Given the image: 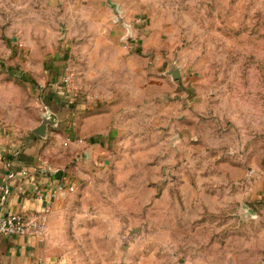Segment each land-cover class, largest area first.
I'll use <instances>...</instances> for the list:
<instances>
[{"label": "rangeland", "instance_id": "rangeland-1", "mask_svg": "<svg viewBox=\"0 0 264 264\" xmlns=\"http://www.w3.org/2000/svg\"><path fill=\"white\" fill-rule=\"evenodd\" d=\"M88 5L0 0V134H35L54 62L128 110L72 194L56 261L264 264V0Z\"/></svg>", "mask_w": 264, "mask_h": 264}, {"label": "crops", "instance_id": "crops-1", "mask_svg": "<svg viewBox=\"0 0 264 264\" xmlns=\"http://www.w3.org/2000/svg\"><path fill=\"white\" fill-rule=\"evenodd\" d=\"M104 1L87 0L91 7H99ZM128 12L125 9L123 15L127 25L133 23ZM98 19L103 34L104 19ZM112 30L113 35L108 34L105 39L110 44L120 40L118 33L126 32L120 23L113 25ZM63 62L66 64L54 62L44 71L45 79L37 88L42 113L45 107L50 108L57 116V126L49 129L45 137L32 133L0 134V215L21 213L30 219L46 215L48 219L44 238L0 236V264H59L55 245L63 230L61 223L71 219L67 211L73 203L72 194L114 149L122 134L119 129L124 128L122 118L128 110L122 108L126 106L111 95L93 93L88 86L79 84L73 68L75 85L88 98L68 99L63 89V67L71 64ZM63 141L66 146L62 147ZM66 185H75V189L70 191Z\"/></svg>", "mask_w": 264, "mask_h": 264}, {"label": "built area", "instance_id": "built-area-1", "mask_svg": "<svg viewBox=\"0 0 264 264\" xmlns=\"http://www.w3.org/2000/svg\"><path fill=\"white\" fill-rule=\"evenodd\" d=\"M63 85V89L67 93L68 99L77 101L83 98H88L79 87H76L71 65L63 67ZM46 109L47 107H45L44 112H46ZM66 187H68L70 191L75 189V185H66ZM39 197H43V195L40 194ZM47 220L46 215H39L32 219L26 218L21 213L0 215V236L19 234L35 235L44 238ZM39 264H43V262L40 261Z\"/></svg>", "mask_w": 264, "mask_h": 264}, {"label": "water", "instance_id": "water-1", "mask_svg": "<svg viewBox=\"0 0 264 264\" xmlns=\"http://www.w3.org/2000/svg\"><path fill=\"white\" fill-rule=\"evenodd\" d=\"M172 73L175 78H179L181 74L179 70L172 71ZM57 123V116L51 111L50 108H47L46 112L42 113V123L36 129H34V132L36 135L45 137L47 136L48 130L50 128L56 127Z\"/></svg>", "mask_w": 264, "mask_h": 264}]
</instances>
